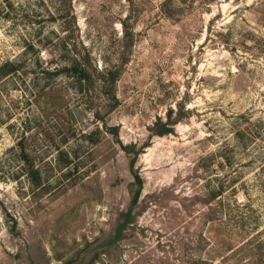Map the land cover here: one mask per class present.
I'll use <instances>...</instances> for the list:
<instances>
[{"label":"rangeland","instance_id":"rangeland-1","mask_svg":"<svg viewBox=\"0 0 264 264\" xmlns=\"http://www.w3.org/2000/svg\"><path fill=\"white\" fill-rule=\"evenodd\" d=\"M0 33V264H264V0H0Z\"/></svg>","mask_w":264,"mask_h":264},{"label":"trees","instance_id":"trees-1","mask_svg":"<svg viewBox=\"0 0 264 264\" xmlns=\"http://www.w3.org/2000/svg\"><path fill=\"white\" fill-rule=\"evenodd\" d=\"M73 71L76 73V75H79V80H80L81 83L89 77L86 69L83 68L79 64H77L74 67ZM38 185H39V182L36 184V186L38 187ZM126 217H127L126 221L124 223H122L120 225L119 229H118V236H117V238L120 236V233H121L123 227L127 224L128 221H130L132 219V217H131L130 214H128Z\"/></svg>","mask_w":264,"mask_h":264},{"label":"built area","instance_id":"built-area-1","mask_svg":"<svg viewBox=\"0 0 264 264\" xmlns=\"http://www.w3.org/2000/svg\"><path fill=\"white\" fill-rule=\"evenodd\" d=\"M0 38H1V33H0Z\"/></svg>","mask_w":264,"mask_h":264}]
</instances>
